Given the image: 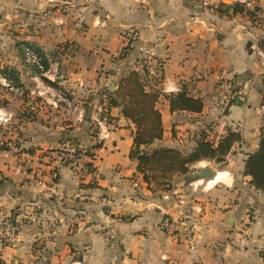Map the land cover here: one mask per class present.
<instances>
[{"label": "crops", "instance_id": "obj_1", "mask_svg": "<svg viewBox=\"0 0 264 264\" xmlns=\"http://www.w3.org/2000/svg\"><path fill=\"white\" fill-rule=\"evenodd\" d=\"M234 5L0 0V69L23 90L0 83V106L15 112L11 124L0 125V264H264V191L245 173L264 136V24ZM130 31L162 62L161 76L147 81L148 90L162 93L164 124L163 138L150 148L186 151L204 133L216 143L229 130L241 135L225 161L194 163L165 189L144 180L131 157L135 124L121 106L109 105L122 78L141 71V52L122 51ZM23 41L54 58L46 62L48 77L25 64ZM52 78L72 106L55 102L46 85ZM229 81L239 92L235 101ZM183 86L204 101L201 112L171 110L166 95ZM100 106L109 120L99 126ZM68 142L92 149L86 170L62 161ZM205 166L223 175L194 190L187 175ZM248 213L253 222L241 241ZM166 216L186 230L164 231ZM108 226L116 230L111 241L101 237Z\"/></svg>", "mask_w": 264, "mask_h": 264}, {"label": "trees", "instance_id": "obj_2", "mask_svg": "<svg viewBox=\"0 0 264 264\" xmlns=\"http://www.w3.org/2000/svg\"><path fill=\"white\" fill-rule=\"evenodd\" d=\"M233 8L235 11L244 9L240 4H235ZM248 13L258 19L255 10H249ZM259 47L264 51V37L259 40ZM46 66L48 67L47 64ZM2 71L16 81L9 70L2 69ZM147 81L144 72L131 70L120 81L118 89L110 97L109 105L121 106L124 115L135 124L131 157L137 160V169L143 174L148 185L154 184L166 188L173 176L188 173L194 163L204 159L225 161L232 146L241 140L240 133L235 130H229L217 143L206 139V134H203L197 146L186 151L173 147H149L156 140L163 138L164 124L162 112L157 106L162 93L160 90H148ZM166 96L169 97L170 107L174 112H201L204 108V101L189 95L186 86H183L179 92ZM245 173L252 177L251 182L257 189L264 191V136L258 149L249 154Z\"/></svg>", "mask_w": 264, "mask_h": 264}, {"label": "built area", "instance_id": "obj_3", "mask_svg": "<svg viewBox=\"0 0 264 264\" xmlns=\"http://www.w3.org/2000/svg\"><path fill=\"white\" fill-rule=\"evenodd\" d=\"M202 5H207L208 0H199ZM234 4H240L243 6L245 11H253L255 10L258 14V19L263 20L264 24V0H234ZM233 13V8L230 10ZM137 35L135 31H130L127 34V41L123 47V52L138 49L142 54V67L146 74L150 78H157L162 73V62L157 57V54L152 46L148 45H139L137 40ZM22 54L25 64L29 68H33L38 71L42 76L48 77V73L50 72L49 67L46 66V62L52 63L54 58L46 57L43 55L31 42L25 41L22 43ZM264 57V53H261ZM47 60V61H46ZM264 64V61H263ZM58 78H63V74H59ZM56 78H52V81L46 82V85L50 89V94L54 97L55 102L65 104L67 106H72L73 102L70 97L69 92L59 86L56 85ZM0 83L7 89L14 90L16 92L22 93L23 90L16 84V81L13 77L7 76L3 73L2 69H0ZM228 87V97L230 101H235L239 92L233 86V82L229 81L227 84ZM261 112L264 115V104L261 106ZM99 112L101 115L99 118H96L97 124L100 126L103 122H107L109 120V115L107 109L103 106L99 107ZM15 118V112L11 109H8L5 106H0V125H8L11 124L13 119ZM65 148L60 149V155L62 161L67 163L75 172L80 173L83 170H86L89 167L90 162H92V149L86 145H81L77 143L68 142ZM206 181H194L191 183L192 188L198 189H209L205 184ZM207 183V182H206ZM46 186L45 183H43ZM202 186V187H200ZM254 215L247 214V219L245 221V225L243 229L240 231V240L245 241L246 235L245 231L247 230V225H250L253 222ZM178 220H174L173 218H165L161 221V227L170 231L172 228H175L179 225ZM175 226V227H174ZM116 230L113 226H108L102 233L101 237L105 241H111L115 239Z\"/></svg>", "mask_w": 264, "mask_h": 264}, {"label": "water", "instance_id": "obj_4", "mask_svg": "<svg viewBox=\"0 0 264 264\" xmlns=\"http://www.w3.org/2000/svg\"><path fill=\"white\" fill-rule=\"evenodd\" d=\"M252 42L249 41L248 46H251ZM112 88V87H111ZM111 90V89H110ZM214 173V170L210 166H205L199 171H193L187 175V178L192 183L194 181H198L200 179L207 180Z\"/></svg>", "mask_w": 264, "mask_h": 264}, {"label": "rangeland", "instance_id": "obj_5", "mask_svg": "<svg viewBox=\"0 0 264 264\" xmlns=\"http://www.w3.org/2000/svg\"><path fill=\"white\" fill-rule=\"evenodd\" d=\"M23 42H25V41H23ZM22 48V47H21ZM141 71L142 72H144V75L147 77V78H150L147 74H146V72L144 71V69H143V67H141ZM162 74V73H161ZM161 76V75H160ZM159 76V77H160ZM158 78V77H157ZM155 79V78H154ZM205 134V133H204ZM201 136H202V134H201ZM208 136V135H207ZM202 139V138H201ZM183 144H185V142L183 143ZM219 171H221V170H219ZM189 185H190V187L192 188V186H191V182L189 183ZM200 187H202V186H200ZM165 189V188H164ZM165 218H173L174 220H178L177 218H174V217H170V216H166V217H164L162 220H164ZM161 220V221H162ZM179 221V220H178ZM161 223V222H160ZM180 226H182V225H178V226H174L175 228H172V230H170V231H166V230H164L162 227H161V225H160V227L164 230V231H166V232H168V233H170V234H174V235H176L177 234V232L178 231H180V229L182 228V231H185L186 229L185 228H183V227H181L180 229H179V227ZM105 230V229H104ZM103 230V231H104Z\"/></svg>", "mask_w": 264, "mask_h": 264}, {"label": "bare ground", "instance_id": "obj_6", "mask_svg": "<svg viewBox=\"0 0 264 264\" xmlns=\"http://www.w3.org/2000/svg\"><path fill=\"white\" fill-rule=\"evenodd\" d=\"M215 171H214V173H213V175L210 177V178H212V177H214L215 176ZM218 174H222V173H218ZM217 174V176H215L213 179H212V181L211 180H209L207 183H206V185H207V188H209L210 186H212L213 184H211V183H213V182H215V181H217L218 179H220L221 178V176L220 175H218ZM223 175V174H222ZM210 178H208V179H210ZM198 181H202V179H200V180H198ZM215 184V183H214Z\"/></svg>", "mask_w": 264, "mask_h": 264}]
</instances>
